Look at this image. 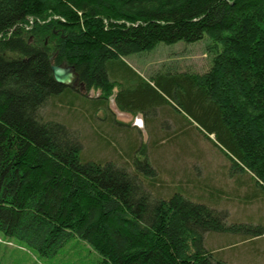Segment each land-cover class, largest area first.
Returning <instances> with one entry per match:
<instances>
[{
    "label": "trees",
    "instance_id": "16d2710c",
    "mask_svg": "<svg viewBox=\"0 0 264 264\" xmlns=\"http://www.w3.org/2000/svg\"><path fill=\"white\" fill-rule=\"evenodd\" d=\"M206 34L222 51L204 73L147 80L123 60ZM53 64L76 65L87 92L100 91L98 110L113 120L116 87L118 108L146 122L147 109L176 104L208 138L214 134L232 171L248 174L264 194V0H0L2 234L46 257L77 236L98 251L101 264H229L206 247L207 233L264 235L261 225L228 223L225 212L181 186L170 196L154 192L144 151L128 154L135 172L131 162L84 161L68 128L41 116L51 98L77 97L55 81ZM120 64L134 83L120 82Z\"/></svg>",
    "mask_w": 264,
    "mask_h": 264
},
{
    "label": "rangeland",
    "instance_id": "374dc122",
    "mask_svg": "<svg viewBox=\"0 0 264 264\" xmlns=\"http://www.w3.org/2000/svg\"><path fill=\"white\" fill-rule=\"evenodd\" d=\"M220 51L222 46L217 47L206 34L196 42H160L152 50L127 55L123 60L152 78L158 73H204ZM116 66L124 86L136 81L133 72L124 64ZM74 90L77 97L73 93H64L51 98L41 108V116L68 128L81 143L84 161L105 164L113 160L118 165L128 166L131 162L129 170L135 172V163L128 154L144 156L139 154L144 151L155 172L154 178H149L157 180L154 192L170 196L181 190V186L196 195H191L194 200H201L197 198L200 197L225 212L228 223L243 222L264 227V194L253 185L248 174L232 171L229 157L214 143L215 136L208 138L203 127L176 104L168 102L162 107L147 109V125L141 121L138 126H133L131 120L116 122L109 113L98 110L96 97L100 91ZM117 94L115 92L110 99L113 108H117L113 104ZM174 120L180 125L175 126ZM159 136L165 139L153 146L154 138ZM143 143L148 145L147 148H142ZM205 244L229 264H264V235L245 239L243 233L210 232ZM101 260L98 251L77 236L56 255L46 257L25 242L0 232V264H101Z\"/></svg>",
    "mask_w": 264,
    "mask_h": 264
},
{
    "label": "water",
    "instance_id": "95a60500",
    "mask_svg": "<svg viewBox=\"0 0 264 264\" xmlns=\"http://www.w3.org/2000/svg\"><path fill=\"white\" fill-rule=\"evenodd\" d=\"M56 53L53 55L51 60H54ZM52 73L56 82L71 86L74 89H80L85 91L86 87L83 81H81L80 75L77 71V67L74 64L63 65V64H53ZM214 134H210L212 137Z\"/></svg>",
    "mask_w": 264,
    "mask_h": 264
},
{
    "label": "crops",
    "instance_id": "0c3cea01",
    "mask_svg": "<svg viewBox=\"0 0 264 264\" xmlns=\"http://www.w3.org/2000/svg\"><path fill=\"white\" fill-rule=\"evenodd\" d=\"M132 68V67H131ZM133 69V68H132ZM133 70H135L138 74H140L141 76H143L145 79H150L149 77H147L146 75L144 76V74L142 73V72H140L139 70H137V69H133ZM153 84V83H152ZM117 91H119V88L118 87H116L115 89H114V92H113V95H114V93L116 92V94L118 93ZM112 95V96H113ZM97 96H99V94L97 95ZM111 96V97H112ZM117 96V95H116ZM111 99V98H110ZM113 104H115L116 106H117V103H116V97H115V102L113 103ZM110 108L112 109V111L115 113V120H116V122H119V121H121V122H125L124 120H131V124L134 126V125H139L140 124V122L141 121H144V124H145V126L147 125L146 123V119L145 118H143L142 117V114H140V113H136V114H133V113H131V112H127V111H122V110H120L119 108H118V106H117V108H113L112 107V105H111V100H110ZM124 119V120H123ZM171 121L170 122H172L173 121V119H170ZM168 124H170L171 125V123H168ZM172 126V125H171ZM97 129H99V127H97Z\"/></svg>",
    "mask_w": 264,
    "mask_h": 264
},
{
    "label": "flooded vegetation",
    "instance_id": "af4514ba",
    "mask_svg": "<svg viewBox=\"0 0 264 264\" xmlns=\"http://www.w3.org/2000/svg\"><path fill=\"white\" fill-rule=\"evenodd\" d=\"M77 90V89H76ZM78 90H80V89H78Z\"/></svg>",
    "mask_w": 264,
    "mask_h": 264
}]
</instances>
